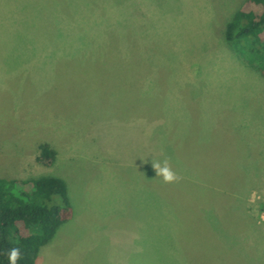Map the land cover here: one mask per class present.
<instances>
[{
	"label": "rangeland",
	"instance_id": "1",
	"mask_svg": "<svg viewBox=\"0 0 264 264\" xmlns=\"http://www.w3.org/2000/svg\"><path fill=\"white\" fill-rule=\"evenodd\" d=\"M245 1L0 0V177H60L74 210L37 264H264Z\"/></svg>",
	"mask_w": 264,
	"mask_h": 264
},
{
	"label": "trees",
	"instance_id": "2",
	"mask_svg": "<svg viewBox=\"0 0 264 264\" xmlns=\"http://www.w3.org/2000/svg\"><path fill=\"white\" fill-rule=\"evenodd\" d=\"M226 37L252 59L251 66L264 80V0H246L227 24ZM255 59L261 60L258 67ZM57 159L58 151L50 144L39 145L38 165L51 168ZM73 215L64 179L0 177V264H10L13 248L20 250L17 264H37L43 247L54 241Z\"/></svg>",
	"mask_w": 264,
	"mask_h": 264
},
{
	"label": "clouds",
	"instance_id": "3",
	"mask_svg": "<svg viewBox=\"0 0 264 264\" xmlns=\"http://www.w3.org/2000/svg\"><path fill=\"white\" fill-rule=\"evenodd\" d=\"M154 168L156 169L157 175L162 176L165 182H171L175 179L174 174L167 167L166 162L164 167H161L160 165L156 164L154 165ZM19 258H20V250L18 248L11 249L8 256L10 264H17V260Z\"/></svg>",
	"mask_w": 264,
	"mask_h": 264
}]
</instances>
